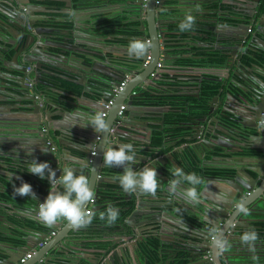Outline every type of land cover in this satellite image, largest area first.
Instances as JSON below:
<instances>
[{
    "label": "water",
    "instance_id": "obj_1",
    "mask_svg": "<svg viewBox=\"0 0 264 264\" xmlns=\"http://www.w3.org/2000/svg\"><path fill=\"white\" fill-rule=\"evenodd\" d=\"M5 1L6 2L0 1V46H2L0 47V59L4 63L3 69L6 72H0L5 75L1 76L0 95L7 89L16 90L19 96L27 98L31 101L28 113L36 115V118L33 117V119L31 117L27 118L25 115H21V117H10L7 115V111L0 108V135L7 139L5 147L14 146L16 148V152L23 153L25 157H27L26 155L30 156L31 160L35 159L37 162L47 161L57 172V176H59L58 172L60 169H62L65 164H69L77 170V174L82 172L89 177L90 186L92 185L95 190V200H99L103 191L107 188L109 189V186L107 185L112 182L110 179H107L106 176L102 175V168L105 167L103 164L102 149H104V147L108 144L116 145L124 143L125 137L130 138L129 133H124L122 131V124L115 125V121L118 118L117 112L120 106L124 105V111L122 114L124 118H130L132 112L137 109L141 112H145L144 109L146 106L134 105L133 103L132 98L141 95L140 93L133 92L134 82H136L140 76H145L144 80H148L147 85L153 84L162 76L163 66L158 67V63H162L161 59L166 61L169 57H171L166 53L167 45L171 44L168 40V35L176 32L168 31L166 29V25H163L161 21L159 12L163 10L165 0H145L144 2L145 21L148 29V36L143 34L141 39H148L151 43V47L148 49L144 57L141 59L135 58L137 60L135 63L127 62L125 54H122L119 57L109 58L107 61L112 64L110 70H103L98 68L96 65L89 67L88 65H84L82 63L84 67L90 68V71L86 75L77 74L74 70L69 71L68 68L61 63L62 58L68 59L65 52L67 47L71 49L72 57L77 60L80 59V61L85 60L84 58H80L75 55L77 51L76 47L68 42H64L65 44H62L61 42L53 41L51 38L42 37V33H40V30L38 29L39 27H44L41 19L47 17L48 14L56 13L69 14L72 16L71 23L74 25V31H79L80 28L78 26H81L82 24L80 23V25H78L80 19L78 20V16L76 15L77 12L74 11V9H70L72 7L71 0H55L63 2L66 9H51L43 5L32 4V0ZM36 1L44 2V0ZM94 1L95 3L92 7L98 6L97 1ZM217 1L219 2L220 0ZM226 1L235 2L236 6L225 10L224 16L228 23L218 24L217 29H219L220 32L224 30V27L244 29V32L239 33L224 31L223 33L227 35L229 39L226 40V42H224L223 39L221 41H217V48L223 49L222 53L227 56L226 62L220 66L223 68L227 67L228 69H235V80H232L231 82H233V84L244 93V99L241 100L242 96H239L237 99L231 93L232 91H228L226 93L228 100L226 107L224 108V110H231L234 113L235 111L233 108H236L237 114L234 118L236 123L240 126V130L238 131V129L226 127L225 125V127L222 126L223 128H216L223 132V134L214 132L213 129H209L207 132L213 130L211 133L219 136L217 144L226 148H231L233 153L238 154L239 147L242 144H232L230 142L231 137L228 136V132L234 130L235 133L240 134L241 132L247 133V131L253 129L256 135H251V138L254 142H257L253 145V147L264 151V96L259 95V93H264V88L260 87V85L264 84V79H254L250 71L247 69L253 66H261L260 68L264 70V60L261 63V60H258L256 57V55L260 56L262 54V49H264V29L262 28L264 26V8H262L264 6V0H249V2L252 1V3L246 4L245 6L243 5V0ZM200 2H202V5L204 4V1L200 0ZM142 4L143 0H134L131 4V12L136 13L137 17L141 15ZM196 4H198V2H196ZM159 5H161V7L157 13ZM24 6L26 7V11H23ZM257 9L259 12L262 11L260 16L262 22H260L256 27L257 30L252 33L248 45L244 48V54H247L249 51L253 52L250 57L255 61L251 63L239 61V64H236L238 59L236 60L235 58L237 56L238 49L242 46L243 42L246 41V38L251 32V24L254 21V14ZM214 10L218 12V9ZM59 20L62 22L64 19L59 18ZM234 20H237L238 22L234 23ZM62 26L68 25L62 24ZM142 27L143 28H141V30L143 31L145 25ZM55 30L56 29H51V31L44 30V32L53 34ZM68 30L64 33L73 34V27L72 31H70V29ZM219 30L213 31L219 32ZM194 34H197V32ZM212 34L213 33H208L203 35V37L210 39L211 41H215V39L212 38ZM261 34H263V36H260ZM235 41H238V43ZM160 45L163 50H161ZM231 45L237 46L233 47ZM7 51L13 52L9 59L4 58V52ZM96 54V52H92V55ZM148 55L149 58H147ZM145 61H147L146 64H144ZM124 65H134L141 67V69L136 76L129 78L125 85L118 90L120 82L123 80L125 74L129 72L128 67L123 68ZM93 70L94 73L92 74L91 71ZM14 71L17 72V75L12 74ZM245 72L247 75L242 74ZM45 74L58 76L62 79L81 85L87 82V84L84 85L85 92H90L91 88H95L97 90L102 89L100 90V93L102 94V97L100 98L102 101L101 107L98 108L91 106L88 111L89 113H93L97 110L103 111L104 105L107 101L112 100V105L107 111L108 116L106 115V119L109 124L108 131L104 134H98L95 132L93 127H88L87 131L84 130L82 132L72 131L74 126H72V128L71 125L61 122V127H65V129L61 130L60 133H57V135L51 134L50 130L44 126L45 121L43 120L41 113L45 114L46 112L45 110L42 111L37 99L41 98L46 102H52L55 105V108L59 110L60 116L64 114L63 112L67 109V106H64V104H58L56 101L52 100L54 99L53 96L48 95L49 91H55V85L49 83L44 78ZM203 78L204 77H202L199 81L201 82ZM206 78L221 83V89H224L225 84L228 83V80L225 81V77L222 75ZM82 80H86V82H83ZM30 83L35 84L38 87L42 86V88L33 90L31 89ZM32 87L34 88L33 85ZM106 88H109L110 91H107ZM228 89H230V87H228ZM195 95L197 96L198 93ZM219 95L220 93H217L210 100L209 114L212 113L214 109V102L218 99ZM223 114L226 115L225 112H222V115ZM38 115H40V117ZM47 119L51 120L50 117ZM196 120L197 119L194 121L191 120L188 124H186L193 131V140H197L201 136L199 134L201 132V127ZM129 122L130 121L128 119L125 120V123ZM212 122H218L217 118L212 117ZM76 130H78V127H76ZM29 134H34L36 136L34 144L27 143V138L32 136ZM112 135L116 138L114 142H110ZM67 139L71 142H66ZM203 139L204 143L208 144L210 149L214 148V144H212V142L208 139V136L203 137ZM222 139L225 141L223 144L219 141ZM199 141L200 140H197L195 142L196 146H199ZM70 148H73L74 151H78V153L81 154V156L83 155V157L79 155L75 156L72 153L73 150ZM229 157L231 156L229 155ZM241 157L248 158L247 156ZM30 159L27 158V161H30ZM258 159H262V163L259 164L257 168H251L254 174L247 171L246 168L250 169L249 166L244 168L243 165H241V167L237 165L229 166L228 168L233 172L225 175V177H211L203 175L201 177L202 183L197 186V191L200 195L199 203L196 204L185 202L180 189H178L175 195L168 191L169 180L173 178L170 169L173 166H179L184 170L183 164H185V161L175 159L170 153L158 160H151V164L152 166L154 165L157 170V176L160 180V187L158 188L157 196L161 194L162 197H154L158 202H160V204L153 203L148 207V209H146L143 207V196L141 194L125 193V198H127L128 201L134 200L132 206H126L124 208L125 210L131 209L130 214L125 219V224L134 229V239L128 242L132 243L133 246H137L138 241L145 237L143 231L140 229V225H146L148 223H155V228L161 229L160 233L170 235L172 233L163 229L162 226L163 224H166L167 228H169L168 225L172 220H174L176 228L182 232L181 234H173L174 241L172 245L178 249L179 247H186L188 243L192 244V246L189 247L190 253L192 254L190 261L195 260L198 264H263L264 257H262L263 260L258 259L257 261H254L252 259L254 254L250 255L242 253L235 249L241 241L240 231L244 228L250 227L251 221L250 215L245 216L243 214H237L236 205L238 203L245 204L248 207L250 214L252 212H250V210L253 205L264 204V153L262 156L259 155ZM13 161L17 162V160ZM187 162L190 164V161L187 160ZM10 166L18 168L15 165ZM138 166V163L136 165H132L134 170ZM3 172L6 175V179L13 183L16 187H19L22 181L26 182L18 176L19 173L15 174L11 171ZM259 175H262L261 179H259ZM203 181L205 182L203 183ZM213 182H219L222 185L217 186L213 184ZM104 184L107 185L104 186ZM186 186L187 185H183V187ZM0 187L6 189L7 192L10 191L13 198L22 200L26 204L28 203V198H30L29 203L32 201L34 205L36 201H33L32 198L39 200L35 196H23L20 199L14 193L13 187L6 188L4 185H0ZM212 189H214V191H212ZM33 193L37 194V191L33 189ZM155 199L152 200L155 202ZM181 201L185 202L187 205L182 204ZM0 203L3 202L0 201ZM4 205L6 206L7 204L4 203ZM102 206L103 204L101 203H95L97 211H99ZM144 206H146L145 201ZM207 209L213 211L214 214L208 212L206 216H204L203 213L206 212ZM159 210L163 211L167 220L161 218V212H159ZM36 211L37 210L34 212ZM17 212L19 213L20 211L17 210ZM34 221L38 222L35 218ZM5 222L9 221L3 215L0 216V236L6 235V232L3 229V223ZM60 226L61 222L59 221L55 225L49 227L51 231H55L58 228L59 230H57L54 235H51V238L46 242H44V239L47 237L46 235H40L31 228L27 229L28 235L25 236L26 241L19 246H14L8 242L0 241L1 245L8 246L10 251L15 254V257L10 254L8 258H6L5 264L17 263L20 258L23 257V254L25 255L29 252V250L35 249L39 245H41V247L38 250H35L33 257L20 264H76V262H70L69 259L65 262L60 261L58 256L50 257L47 255L48 252L53 249H55L57 253L62 254L73 252V250L67 246L70 241L67 239L71 238L70 231L73 230V228L68 222L62 227ZM213 227L216 228L220 234L225 236L231 244V248L221 255H217L212 246L209 229ZM30 235H34V237L36 236V241L32 245L28 243V237ZM182 237H185L184 241H181ZM120 240H122L121 237L112 239V241L116 243ZM128 242L118 244L113 247L106 256H104L103 253H94L85 256V252L82 251H74V255L78 256L79 260H87L89 264H133L132 255L130 253L131 251L127 244ZM208 252L210 253L209 256ZM52 257L55 261L52 260ZM133 257L137 260V262L143 264L140 261L139 255L134 254Z\"/></svg>",
    "mask_w": 264,
    "mask_h": 264
},
{
    "label": "crops",
    "instance_id": "obj_2",
    "mask_svg": "<svg viewBox=\"0 0 264 264\" xmlns=\"http://www.w3.org/2000/svg\"><path fill=\"white\" fill-rule=\"evenodd\" d=\"M0 1L6 2L5 0H0ZM96 1L98 3V6L92 7L95 3L94 0H71L72 7L70 9L71 10L74 9V11L77 12L76 15L78 16V20L80 19L78 25H80V23L82 24L81 26L77 25L80 28L79 31H76V32L74 31V25L71 23L72 16H70L69 14H56V13L48 14L47 17H44L43 19H41L42 25L44 27L38 26L40 33H42V37L51 38L53 41L61 42L62 44H65L64 42H68L77 48L75 55L80 58H84L85 59L84 61H80V59L77 60L74 57H72V51L69 47H67V49L65 50L66 56L68 57V59L67 58L61 59V63L65 65L69 71L74 70V72L77 74L86 75L90 71V68L84 67L82 63L84 65H88L89 67L96 65L98 68H101L103 70H110V67L112 66V64L109 63L107 59L119 57L122 54H125V58L127 59L126 60L127 62L129 63L137 62L135 58H129V56L127 55V45L129 42L128 39L139 38V36H132V35L122 36L121 38L125 39L126 42H118L116 41L117 37H114L113 35L104 34L99 30L100 28L98 26V22L100 20L106 19V18L113 19L116 17L121 18L122 23L123 22L128 23L131 20H138L142 22L140 24V29L143 28L142 26L145 25L142 35L145 34L146 36H148V29L146 27V21H145V9L143 8L141 15H139V17H137L136 13L131 12L132 10L131 4L134 2V0H120V1L96 0ZM202 1H204L203 5L201 4L202 2H200V0H165V5L163 6V10L159 12L161 21L163 25H166V29L168 31H171V32L174 31L176 33L168 35V38H169L168 40L169 42H171V44L167 45L166 53L168 56H171V57H169V59L166 61H163L161 59L162 61L161 64L163 66L162 72L169 74L170 81H175L173 84L177 88H175L174 90H176L179 94L193 95V96H196L195 94L199 92V83H201L199 80L202 77H204L202 79L204 80V79H207L206 77H212V76L217 77L219 75H222L225 77V81L228 80V83L225 84V88L227 89L228 87H230L232 91L231 93L235 96V98L238 99L239 96H242L241 100H243L244 93L238 87H236L233 84V82H231L232 80L233 81L235 80V74H234L235 69L233 68L228 69L227 67L223 68L222 66L203 67V68L202 67H190V66L182 65L179 62H177L179 59H184L186 57H191V56L193 57L198 56L196 54L194 55V52L192 53L189 52L188 47L190 46V44L187 43L188 39H189L188 41H191L193 45L195 44L197 46L198 45L202 46V44L204 43L202 41L204 40L206 41L207 39V38H204L203 35L208 34V33L209 34L213 33L212 38L215 39V41H212V42L214 43L215 48H217L218 40L221 41L222 39H226V40L229 39V37L223 33L224 31L226 32L232 31L236 33L244 32V29L234 28V27L233 28L224 27V30H222L221 32L219 29H217L218 24L228 23L224 16V12L225 10H228L230 7L227 8L226 4L231 5L232 7H235L236 6L235 2L226 1V0H220L219 2L217 0H202ZM196 2H198V4H196ZM31 3L43 5L51 9H66L65 4L61 1L44 0V2H38L36 0H32ZM197 5L199 6L200 10H196L195 6ZM160 7L161 5L158 6L157 13L160 10ZM214 9H218V12ZM188 11H192V13L196 17V24H195L194 29L192 31H187L188 34H182V32L179 29H176V30L170 29L169 26H172V25L178 27L180 21L184 18L185 13ZM235 14L238 15L237 13ZM59 18L61 19L63 18L64 20H62L61 22ZM233 22L235 23L238 21L234 20ZM260 22H262V19H260V17L253 21V23L251 24V32L249 33V35H252V31L254 32L255 27H257ZM54 23H57V25ZM62 24L68 25L69 27L62 26ZM72 27H73V34L64 33L68 29L72 31ZM262 28L264 29V26ZM51 29H56L53 32V34L44 32V30L51 31ZM213 30H219V32H215ZM195 32H197V34H194ZM260 36H263V34H261ZM247 45L245 43V47ZM160 48L161 50H163L161 45H160ZM8 52L9 51L4 52V58H7L5 53H8ZM92 52H96L97 54L92 55ZM241 52L239 51V54H241ZM242 53L243 54L245 53L244 48H243ZM252 54L253 52L249 51L246 55L250 56ZM262 54L264 55V49H262ZM237 58L239 59V57ZM236 64H239V62H237ZM3 65L4 63L0 59V72L6 73L5 70L3 69ZM124 67L129 68L128 73L130 74V78L136 76L141 69V67H137L134 65H124L123 68ZM260 67L261 66H253L251 68H247L252 74L253 78L256 80L264 79V70L261 69ZM91 73L93 74L94 70L91 71ZM12 74L17 75V72L14 71L12 72ZM173 74L175 75V77H173ZM245 74L247 75L246 72ZM46 75L48 74H45L44 76ZM1 76H5V75L0 73V80H1ZM49 76H53V75H49ZM144 78L145 76H142V77L140 76V78H138L136 82H134L133 92L140 93L141 95L133 97L132 99H133L134 105L146 106V108L144 109L145 112H141L137 109L136 111L132 112L130 118L129 117L124 118V116H122L120 118L118 117L115 121L116 122L115 125L122 124L123 126L122 131L124 133L130 134L129 135L130 138L125 137L124 143L132 144L134 149L136 150L137 161H138L137 163L139 164V166L136 168L137 170H139V168H142L146 165H148L149 167H154V165L152 166L151 164L152 162L151 160L153 159L158 160L162 158L163 156L170 153L174 156L175 159H181L185 161V164H183V168L186 173L191 172L189 170V163L187 162V160L188 161L196 160L197 163L199 162L198 167H201L202 169L210 168L208 166L206 167V164H211L210 162H213L217 164L215 168H219L223 170L229 169L228 168L229 166L238 165L239 167H241V165H243L244 168L249 166L250 169L246 168L247 171L254 174L251 168H257V166L262 163V159H258L259 157L258 154H255V153L248 154V155L244 153L235 154L233 153L231 148H226V147L221 146L220 144H217V139L219 136L211 133L214 130V132L223 134V132H221L220 130L216 128L217 127L223 128L225 127V125L226 127L238 129V131L240 130L239 128L240 126L236 123L235 118H234V116L237 114L236 108H233L235 113L232 112L231 110H224L227 104V100H228V98L226 97V93H224L226 92L224 89H221L219 86L217 93H220V95L218 96V99L214 102V106H213L214 109L211 114H209V109H208L206 116L196 115L194 118H192L193 121L197 119L196 121L197 123H199L201 127V130H200L201 132L199 133L201 136L197 139V140H200L199 146H196L195 142L197 140H193L192 138L193 131L191 128H189V126L183 127L180 130V133H176L173 136H170V135L168 136V134H164L162 132L164 128L163 115L166 112H168L169 106L167 105L153 106V105H148V104H139L135 101L136 98H139V97L142 98L144 91L149 89L151 86H153L152 84L147 85L148 80H144ZM82 81L86 82V80H82ZM86 84L87 82L82 85L83 90L78 93H71V92L69 93L68 91L64 93V91L58 88H55V87H54L55 91H49L48 95H51L54 97V99H52L53 101H56L58 104H64V106H67V109H65V111L63 112L64 114L62 116H60L59 110L55 108V105L52 102H46L45 100L41 98L37 99V101L39 102L42 108V111L45 110L46 112L45 114L41 113V115L43 117V120L45 121L44 126H46L50 130L51 134L57 135V133H60L61 130L65 129V127H61V124H60L61 122H64L67 125H71V127L74 126V129H72V131H78V132H82L84 130L87 131L88 127H92L91 125L82 126L80 123H84V121H80L78 119L77 113L87 114L89 113L88 109L91 106H95L98 108L101 107L102 101L100 100V98L102 97V94L100 93V90L102 89L97 90L95 88H91L90 92H85L84 85ZM165 86L167 87L168 85H165ZM106 90L110 91L109 88H106ZM26 97H29V96H26ZM30 102L31 101L28 100L27 98L19 96L18 92L14 89L13 90L7 89L6 91H4L3 94L0 95V108L4 109V111H7V115H9L10 117H17V116L21 117V115H25L27 116V118H30V117L32 119L33 117L36 118V115L34 114L31 115L28 113V110L31 106ZM222 112H225L226 115L224 114L222 115ZM38 116L40 117V115ZM48 117H50L51 120H48L47 119ZM212 117H216L218 122L213 123ZM126 119H128L130 122L125 123ZM59 127L61 128L58 129ZM76 127H78V130H76ZM154 128H158L156 131L162 132V133H158V135H161L162 137L160 139L161 140L160 143L157 145H151L149 142V139L152 136H154V135H151L152 129ZM209 129H213V130H211L210 132H207V130ZM184 130L186 131V134L181 133ZM253 131H254L253 129H250L249 131H247L248 134L246 132H241L240 134H237L235 133L234 130H232L228 132V136H230L233 139L235 138L239 139V137L241 136V138L243 139L245 138L244 143H242L243 147L254 149L253 145L256 144L257 142H254L251 138L252 137L251 135H256V133ZM29 135H32V136H29L27 138L28 139L27 143L34 144V140L36 136L34 134H29ZM205 136H208V139L212 142V144H214V147L218 149L217 150L218 152H213L212 149L209 148V145L204 143L203 137ZM115 139L116 138L112 135L110 142H114ZM219 141L222 144L224 143L223 139ZM66 142L70 143L71 141L67 139ZM5 144H7V139H5L2 135H0V185H4L6 188L7 187L11 188L14 185L13 183L9 182L6 179V175L3 171H11L15 174L19 173L18 176L21 177L24 181L28 182L32 186V188L35 191H37V194L35 193L34 196L40 201L32 198L33 201L34 200L36 201L34 205L32 201L31 203H29L30 198H28L29 204L28 203L26 204L22 200L13 198L12 195L10 194V191L7 192L6 189H3L2 187H0V193L7 192L8 195L10 196L9 200L0 199V201L3 202V203H0V216L3 215L9 221V222L3 223L4 225L3 229L6 232V235L0 236V241L8 242L14 246H19L26 241L25 236L28 235L27 229L31 228L33 231L37 232L40 235H46L47 237L44 239V242H46L51 238L50 228L46 226L47 230L42 231V230H39L37 228H34L26 224V222L34 221V218H35L34 211L38 209L39 203H42L48 194L49 181L47 179V176L45 177V179L41 180L39 177L29 173L27 171V164H28L27 158L30 159V156L26 155L27 157H25L23 153L16 152V148L14 146L5 147ZM70 149L73 150V148H70ZM72 153L75 156L76 155L81 156V154H79L78 151L73 150ZM229 155L231 157H229ZM241 156H247L248 158H243ZM81 157H83V155ZM13 160H17V162ZM10 165H15L18 168L12 167ZM102 170H103L102 175L106 176L107 179H110L112 181L108 185L104 184V186L105 185L109 186V189L107 188L102 193L105 195L109 194V196H111L110 204L113 205L117 202H121L122 200L128 201L127 198H125V192H123V190L119 186V183H117L118 181L114 180V177L118 176L123 171V169L119 167H113V168L103 167ZM58 174L59 175L61 174V169L58 172ZM198 176L202 177L203 175L200 174ZM223 177H225V174ZM261 178H262V175H259V179ZM204 182L205 181H203V183ZM213 184L217 186L222 185L219 182H213ZM212 191H214V189H212ZM17 196L20 199L23 197L19 195ZM142 196H143L142 198L143 207L146 209H148V207L153 203L160 204V202H158L152 196H145V197L144 195ZM157 197H162V196L161 194H159ZM152 199H155L156 201L154 202ZM144 201L146 202V206H144ZM4 203H6L7 205L5 206ZM96 203L98 202L96 201ZM181 203L187 205L183 201H181ZM115 208H119V207H115ZM17 210H19L20 212L18 213ZM159 212H161V218L167 220L163 211L159 210ZM208 212L211 214H214V212L211 211L210 209H208ZM250 212H251L249 214L251 217L250 227L244 228L243 230H241L240 234L242 235L246 230L250 228L256 229L258 233L259 232L264 233L263 225H261V224H264V204L253 205ZM60 222H61L60 227H62L63 225L67 223V221H64V220ZM36 223H39V222H36ZM39 224H42V223H39ZM168 226L169 228H167L166 224H163L162 228L172 233L170 235L165 234L172 239V243H170L168 248L161 250V255L165 256V258L157 264H176L174 263V260H175L177 253L183 252V249L181 247L176 249V247L172 245L174 241L173 234H181L182 231L176 228V223L174 220H172ZM140 229L143 231L144 236L148 234H153V235L163 234V233H160L161 229L155 228V223H148L146 225L144 224L140 225ZM57 230H59V228ZM57 230H55V232H57ZM35 237L34 235H30L28 237L29 238L28 243L31 245L35 243L36 241ZM70 237H71L70 239H67V240H70L67 246L70 247L71 250H73V252L62 254V253H57L56 250L53 249L49 251L47 255L50 257L58 256V258H60L59 259L60 261L67 262L68 261L67 259H69L70 262L73 261L74 263L76 262V264H89L87 260L85 259L79 260V257L74 255V251L85 252L84 253L85 256L89 254H94V252L90 250L92 249V246L86 245V244L100 243L103 246L102 248H104V250H107L105 253H103L104 256H106L108 252L110 251V249H112L113 247L117 246L118 244L128 242V240L126 241L123 237H121L122 240H120L117 243L112 241V239L116 237H120V236L102 238V237H98L94 235L93 236L89 235L86 232L81 231V230L76 231L74 229L70 231ZM8 238L12 239L13 242L4 240ZM184 240H185V237H182L181 241H184ZM127 244L131 251L130 253L132 255L133 264H140V262H137V260H135V258L133 257L134 254L139 255L141 263L147 264L144 257L140 254L138 247L133 246L132 243H129V242ZM40 247L41 245H39L35 249L29 250V252L27 253H31L32 255L28 259H31L33 257V253L35 252V250H38ZM79 247H82V249L80 250ZM235 249L242 253H246L250 255L254 254L258 256L260 260H263L262 257H264V238L263 237L258 238V240L255 243L254 252L250 250L249 247L246 244H243L241 241L239 242L238 246L235 247ZM10 254L11 256L15 257V254L10 251V248L8 246L0 244V258H1L0 264H5V260L6 258H8ZM96 254H99V253H96ZM190 255L191 254L188 253V255H186L187 258L185 259V261L180 264H198V262L195 260L190 261L191 260ZM177 259H181V258L179 257ZM52 260L55 261L54 258ZM39 264H42V263H39Z\"/></svg>",
    "mask_w": 264,
    "mask_h": 264
},
{
    "label": "clouds",
    "instance_id": "obj_3",
    "mask_svg": "<svg viewBox=\"0 0 264 264\" xmlns=\"http://www.w3.org/2000/svg\"><path fill=\"white\" fill-rule=\"evenodd\" d=\"M195 7L196 10H200L198 5ZM23 11H26L25 6L23 7ZM195 24V15L192 11H188L180 21L178 28L181 32L192 31ZM150 47V41L132 38L127 45V55L129 58L141 59ZM30 85L35 90L32 87L35 84L30 83ZM260 87L264 88V84L260 85ZM224 90L227 93L229 89L224 88ZM259 95L264 96V93H259ZM77 117L80 121H84V123H80L82 126L91 125L98 134H104L109 129L106 114L103 111L97 110L87 114L77 113ZM102 156L105 167H119L123 169L118 176L114 177V180L118 181L123 192L127 194L138 193L152 197L157 196L160 180L158 179L156 169L148 165L139 168V170L133 169L132 165L138 161L136 150L132 144H108L102 149ZM27 171L41 180L47 176L49 181L48 194L44 201L39 203L38 209L35 212V219L38 222L51 227L57 222L64 220L76 231L85 229L91 225L93 219L97 216V210L95 208V190L92 185L90 186L88 176L82 172L77 174V170L69 164H65L61 169V174L57 176L56 171L47 161L37 162L35 159L28 161ZM170 171L173 178L169 180L168 191L175 195L178 189H180L185 202L191 204L199 203L200 194L197 191V186L202 183V178L195 172L186 173L179 166H173ZM183 185L187 186L183 187ZM13 191L19 196L34 197L32 186L27 182L22 181L19 187L13 185ZM119 211L112 204H107L105 211L99 212V219L106 221L107 226H112L119 218ZM236 211L237 214L249 215V209L243 203L236 205ZM209 232L212 246L217 255H221L231 248L228 239L220 234L216 228L209 229ZM258 238V233L254 228L246 230L240 236L241 242L246 244L253 252L255 251V243ZM252 259L257 261L259 257L253 255Z\"/></svg>",
    "mask_w": 264,
    "mask_h": 264
},
{
    "label": "trees",
    "instance_id": "obj_4",
    "mask_svg": "<svg viewBox=\"0 0 264 264\" xmlns=\"http://www.w3.org/2000/svg\"><path fill=\"white\" fill-rule=\"evenodd\" d=\"M111 1H120V0H111ZM227 8L232 7L231 5L226 4ZM264 8V6L262 7ZM261 13V12H260ZM142 22L138 20H131L128 23H122L121 18L116 17L113 19H102L98 22L99 30L108 35H113L116 38V41L118 42H126L125 39L121 38L122 36H139L138 39H141L143 31L140 29V24ZM57 25V23H54ZM97 26V27H98ZM170 29L176 30L179 29L177 26H169ZM98 30V29H97ZM174 32V31H173ZM186 32V33H185ZM182 32V34H188L187 31ZM193 38V37H192ZM129 41L131 39H128ZM189 40V39H188ZM187 43L190 44L188 47V50L190 53L194 52V55L191 57H186L184 59H179L177 62H179L182 65L190 66V67H218L226 62V57L222 51L223 49L215 48L214 43L210 39H206V41L202 44V46L193 45L191 41H188ZM197 42V41H196ZM180 43V42H179ZM182 43V42H181ZM199 43V42H198ZM213 43V44H212ZM184 45V44H182ZM7 58L11 57L12 52L9 51L8 53H5ZM258 60H261V63L264 60V55L261 54L256 55ZM250 56L244 55L242 52L239 55V61L244 62H254L255 60L248 59ZM173 77L175 75L173 74ZM44 78L49 82L55 85L54 87L64 91V92H71V93H78L83 90L82 85L62 79L57 76H49L46 75ZM169 81V82H167ZM172 82V83H170ZM175 81H170L169 74L163 73L161 78H158L149 89L145 90L143 93L142 98H136V102L139 104H148L153 106H163L167 105L169 106L168 112H166L163 115V133L168 134V136H173L176 133H180V130L183 127H187L186 124L192 120L196 115L200 116H206L208 109H209V102L211 98L217 94L218 88L220 86V83L215 82L210 79H204L199 83V92L197 96L193 95H182L179 94L175 88H177L173 83ZM165 85H168L167 87ZM171 85V86H170ZM42 88V86H34V89ZM44 88V87H43ZM37 89V90H38ZM226 91V90H225ZM226 93V92H224ZM234 124V123H233ZM158 128L152 129L151 135L152 136L149 139V142L151 145H157L160 143L161 135H158V132L156 131ZM181 133L186 134V131H182ZM183 139V138H182ZM245 139V138H244ZM239 153L244 154H258L263 155L264 151L262 149H249L245 147H241ZM197 161L192 160L189 164V170L191 172H195L197 175H215L216 177H223L224 174L227 175L229 173H232L233 171L230 169H219V168H206L202 169L201 167L197 166ZM204 173V174H203ZM227 173V174H226ZM9 195L7 192L0 193V199L9 200ZM106 198V199H105ZM110 198L109 194H102L99 200H96L98 203L103 204L102 208L97 211L96 218L93 219L91 225L85 229H81V231L86 232L89 235H94L98 237H113V236H120L123 237L126 240H132L134 238L132 227L125 224V219L130 214L131 209L125 210L124 208L126 206H132L134 203V200L129 201H121L113 204L114 207H119V218L112 226H107L106 221L99 219V212L105 211V207L107 204H110ZM26 224L37 228L42 231H46L47 227L36 223L34 221H28ZM263 225L264 228V224ZM258 233V232H257ZM258 237L264 238V233L259 232ZM8 240L10 242H13L12 239H4ZM172 243V239L165 235H153L148 234L146 235L142 240L138 241L137 247L140 252V254L144 257L147 264H157L161 262L165 256L161 255V250L168 248V246ZM92 246V250L94 253H105L107 250H104L102 248L103 246L100 243L96 244H86ZM76 248V247H74ZM81 250L82 247H79ZM181 259H177V258ZM1 259V258H0ZM185 257H183V253L178 252L174 263L180 264L185 261Z\"/></svg>",
    "mask_w": 264,
    "mask_h": 264
},
{
    "label": "flooded vegetation",
    "instance_id": "obj_5",
    "mask_svg": "<svg viewBox=\"0 0 264 264\" xmlns=\"http://www.w3.org/2000/svg\"><path fill=\"white\" fill-rule=\"evenodd\" d=\"M243 2V5L245 6L246 4H249V3H252V1H250L249 2V0H243L242 1ZM261 14H262V11H261V13L258 11V9H257V11L255 12V14H254V20H256L257 18H259L260 16H261ZM257 29H256V27H255V29H254V32L256 31ZM252 33H253V31H252ZM257 35H258V33H257ZM250 36L251 35H249L247 38H246V41H244V43L242 44V46H240V48L238 49V52H237V56H236V60L238 59L237 57H239V51L241 52H243V48H245V43H246V45L248 44V42L250 41ZM223 41L224 42H226V39H223ZM236 43H238V41H235ZM224 44H226V43H224ZM231 46H233V47H236L237 45H231ZM248 59H251L252 60V58L250 57V58H248ZM244 62V61H243ZM259 62V61H258ZM242 74H245V73H242ZM246 75V74H245ZM228 91H231V89H229ZM235 123V122H234ZM236 124V123H235ZM254 132V131H253ZM253 132H251V133H253ZM225 142V141H224ZM230 142L232 143V144H234V145H241L242 143H244V139L243 138H241V136L239 137V139L238 138H235V139H233V138H230ZM243 146V144L239 147V149L241 148ZM218 149L217 148H212V151L213 152H218L217 151ZM239 152H240V150H239ZM239 152H238V154H239ZM211 164H206V167L208 166V167H216L217 166V164L216 163H213V162H210ZM204 174V173H203ZM205 175V174H204ZM206 175H208V176H211L210 174H206ZM213 177H215L214 175H213ZM199 208H201V207H199ZM184 212V211H183ZM184 213H186V212H184ZM208 213V209H207V211L206 212H204L203 213V215L204 216H206V214ZM187 217V216H186ZM52 232H54V234H55V231H51V235H54V234H52ZM190 246H192V244H189L188 243V245L186 246V247H183L182 249H183V257H185V258H187L186 257V255H188V253H190V249H189V247ZM209 253V252H208ZM191 254V253H190ZM210 255V254H209ZM191 257H192V254L190 255Z\"/></svg>",
    "mask_w": 264,
    "mask_h": 264
},
{
    "label": "built area",
    "instance_id": "obj_6",
    "mask_svg": "<svg viewBox=\"0 0 264 264\" xmlns=\"http://www.w3.org/2000/svg\"><path fill=\"white\" fill-rule=\"evenodd\" d=\"M144 2H145V0H143V4H142V10H143V8H144ZM147 41H149L148 39H147ZM147 58H149V55H148V57ZM146 62L147 61H145L144 62V64H146ZM162 66V64L161 63H158V67H161ZM130 78V74L129 73H127V74H125V76H124V78H123V80L120 82V85H119V89L118 90H120L121 88H122V86L123 85H125V83L128 81V79ZM112 100H108L107 101V103L104 105V110H103V112H105V114L107 115V111H108V109L110 108V106L112 105ZM123 111H124V105H121L120 106V108H119V110H118V112H117V117H122V114H123ZM114 128V127H113ZM112 131H113V129H112ZM52 234H54V232H52ZM31 256V253H27V254H25L23 257H21L20 258V260L17 262V263H15V264H20V263H24L29 257Z\"/></svg>",
    "mask_w": 264,
    "mask_h": 264
}]
</instances>
